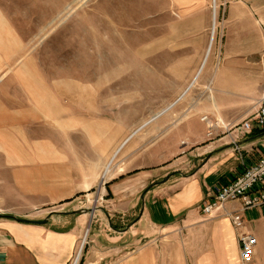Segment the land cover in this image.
<instances>
[{
  "label": "crops",
  "instance_id": "1",
  "mask_svg": "<svg viewBox=\"0 0 264 264\" xmlns=\"http://www.w3.org/2000/svg\"><path fill=\"white\" fill-rule=\"evenodd\" d=\"M170 1L177 18L170 20L165 34L153 39L148 52L153 57V100L162 106L154 119L166 115L230 117L225 102L236 100L233 96L250 95L256 104L264 87V20L254 18L247 5L257 1L264 6V0ZM218 9L224 16L223 35L228 40L221 51L222 67L212 81L214 93L207 92L211 81L205 79L189 98L197 102L194 109H171L198 83L211 50L209 44L205 53L208 29ZM242 23L254 34L248 44L239 39L240 28L245 29ZM23 45L0 7V70L10 69L0 78V87L5 82H17L24 90L22 94L0 92V264H74L82 253L86 228L91 236L90 264L103 234V239L110 241L127 238L120 247H133L151 231L153 254L138 255L137 264H243L240 235L244 232L257 238L251 264H264V205L243 209L242 201L235 200L211 217L201 209L213 196L214 184L230 182L264 153V129L259 128L244 133L233 126L221 135L207 137L203 122L186 121L145 154L129 146L134 130L116 149L131 147L121 159L120 170L106 182L101 192L106 204L99 210L91 211L89 206L87 212L77 213L81 206H74L57 212L44 224L20 220H33L28 214L42 212L46 205H67L78 195L92 192L120 140V136L113 138V120L107 116V109L103 107L104 117H97V103L90 97L95 93L86 94L88 99L81 95L78 109L68 115L67 126L64 107L52 109L56 123L50 124L49 94L38 91L46 90L39 79H26L32 62L15 61ZM102 103L107 105V101ZM108 106L111 110V100ZM28 125H40L36 135H23ZM50 127L54 129L51 135ZM69 133L72 137H67L72 140H66ZM18 142L25 154L36 148L30 152L36 155L13 152ZM71 153L77 157L71 161L73 167L65 160ZM161 155L162 160L158 159ZM29 160L38 166L25 169L18 177L16 165ZM57 188L59 193L54 192ZM102 213L115 238L112 232L104 233ZM230 214H239L242 226L236 227ZM114 216L120 219V227L111 223ZM131 259L125 264L136 263Z\"/></svg>",
  "mask_w": 264,
  "mask_h": 264
},
{
  "label": "rangeland",
  "instance_id": "2",
  "mask_svg": "<svg viewBox=\"0 0 264 264\" xmlns=\"http://www.w3.org/2000/svg\"><path fill=\"white\" fill-rule=\"evenodd\" d=\"M0 7L24 44L15 61L30 60L32 66L28 69L26 79H31L32 82H38L37 79H39L41 87L46 90L38 89V91L49 94L50 124L56 123V118L51 117V113L55 114L56 111L52 109L64 107L67 126L68 115L78 109L80 99L83 98L81 95H85L88 99L86 94L95 93L90 97L97 103V117H104V108L107 109V116L112 117L113 120V138L120 136L119 143L113 148L114 154L123 139L162 107L156 106L153 100V57L148 52L151 50L153 39L165 34L170 20L177 18L173 14L174 5L170 0H0ZM247 8L258 21L264 20V16H261V9L264 6L258 5L257 1H250ZM223 19L224 16L219 14L218 9L216 27L213 31L212 16L208 29L209 37L205 53L209 44H211V50L205 68L197 79L198 83L193 85L186 98L184 96V99L179 100L171 109H194L197 102L189 98L194 92L199 91V83L205 79L211 81L208 84L209 88L206 89L207 92L214 93L215 86L212 81L216 72L222 67L221 51L228 40L223 35ZM242 24L245 29L240 28L239 39L248 44L254 34L246 23ZM9 71L10 69L5 71L1 69L0 78ZM33 87L36 88L37 85L34 84ZM0 92L22 94L24 90L17 82H5L0 87ZM248 96H233L236 100L225 102V110L231 115L230 117H208L211 122L218 123L216 128L220 129L217 133L214 132L215 129L212 134L210 133L211 128L208 121L202 119L203 116L198 118L166 115L150 121L136 132L129 146L136 147L138 153H150L157 148L159 142L167 140L172 135V130L186 121L203 122L207 126V137L221 135L228 128L252 116L255 102L250 95ZM109 100L112 101L111 110L108 106ZM104 101H107L106 106L102 105ZM211 105L214 106L213 101ZM126 128L128 131L124 132L123 129ZM39 129L40 125H28L23 135L26 137L36 135ZM53 130L50 127L49 135ZM18 135L21 136V133ZM67 135L72 137L71 133L66 134V140L73 139L68 138ZM30 143L35 146V142ZM15 148L12 151L20 152V156H35L36 154L31 155L30 152L37 151L36 148L34 151L28 149L30 152L25 154V148L21 142H18ZM122 148L111 158V174L106 175L107 177L104 175L107 163L100 172L98 183L92 192L78 195L73 203L67 205L64 202L46 205L42 212L35 211L28 216L33 220H43L55 216L57 212L71 210L74 206H81L80 210L85 208L88 210L89 206L91 209L99 210L101 205L106 204L105 196L101 193L106 182L112 174L120 170L121 159L131 147H125L123 150ZM163 158L164 156L161 155L158 159ZM65 160L71 162L77 160V157L71 153L66 155ZM37 166L30 160L28 163H18L17 176H23L31 167ZM69 166L73 167V163H69ZM58 189L54 192L59 193ZM101 215L104 220V233L112 232L115 238L116 233L112 231L105 214ZM112 220V224L120 227L121 222L118 216H114ZM151 232L141 243L133 247H120L127 238L110 241L103 239L106 236L103 234L100 248L94 253L93 264H125L130 262L131 258H135L136 262V257L142 253L151 257L153 254ZM84 240L78 264H90L91 236L88 228L85 229L81 245Z\"/></svg>",
  "mask_w": 264,
  "mask_h": 264
},
{
  "label": "built area",
  "instance_id": "3",
  "mask_svg": "<svg viewBox=\"0 0 264 264\" xmlns=\"http://www.w3.org/2000/svg\"><path fill=\"white\" fill-rule=\"evenodd\" d=\"M202 119L208 121L212 134L218 123L211 122L207 116H203ZM234 126L240 127V131L244 133H251L255 128L264 129V87L255 104V111L252 116ZM212 192L213 196L205 200L201 207L202 213L208 217L216 215L226 203L235 200L242 201L243 209L264 205V153L254 162L248 163L243 171L230 182L214 184ZM230 215L236 227L242 226L243 220L239 214ZM240 244L243 264H251L257 238L249 232H244L240 235Z\"/></svg>",
  "mask_w": 264,
  "mask_h": 264
},
{
  "label": "bare ground",
  "instance_id": "4",
  "mask_svg": "<svg viewBox=\"0 0 264 264\" xmlns=\"http://www.w3.org/2000/svg\"><path fill=\"white\" fill-rule=\"evenodd\" d=\"M214 2H215V0H214ZM215 20H216V16H214V18H213V31H214V28L216 27V22H215ZM214 34V33H213ZM211 45V44H210ZM167 109V108H166ZM159 114V113H158ZM158 114H156L155 116H157ZM155 116H152L150 119H148L147 121H145L138 129H140V128H142L145 124H147L150 120H152V118L154 119V117ZM138 129L137 130H135V132H137L138 131ZM121 147V146H120ZM119 147V148H120ZM119 148H118V150H119ZM118 150L114 153V155H113V157L115 156V154L118 152ZM111 162V160L108 162V164H107V166H106V168H105V172H104V175L106 176V175H108V174H111V169H110V163ZM103 175V176H104ZM107 177V176H106ZM82 246H83V244H82ZM82 246H81V249H82ZM81 254L82 253H80L79 254V256L76 258V260H75V262H74V264H78V261H79V259H80V256H81Z\"/></svg>",
  "mask_w": 264,
  "mask_h": 264
},
{
  "label": "water",
  "instance_id": "5",
  "mask_svg": "<svg viewBox=\"0 0 264 264\" xmlns=\"http://www.w3.org/2000/svg\"><path fill=\"white\" fill-rule=\"evenodd\" d=\"M95 210V208H92L91 209V211H94ZM76 212L77 213H84V212H87V210L86 209H83V210H76ZM20 220H24V221H30V222H33V223H37V224H44V223H46L48 220H49V218H46V219H43V220H26V219H20ZM87 236V235H86ZM83 246H84V244H83ZM82 246V247H83Z\"/></svg>",
  "mask_w": 264,
  "mask_h": 264
},
{
  "label": "trees",
  "instance_id": "6",
  "mask_svg": "<svg viewBox=\"0 0 264 264\" xmlns=\"http://www.w3.org/2000/svg\"><path fill=\"white\" fill-rule=\"evenodd\" d=\"M8 217H11V216H8Z\"/></svg>",
  "mask_w": 264,
  "mask_h": 264
}]
</instances>
